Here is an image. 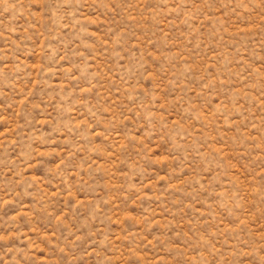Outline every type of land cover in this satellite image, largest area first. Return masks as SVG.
I'll list each match as a JSON object with an SVG mask.
<instances>
[{"label":"rangeland","instance_id":"rangeland-1","mask_svg":"<svg viewBox=\"0 0 264 264\" xmlns=\"http://www.w3.org/2000/svg\"><path fill=\"white\" fill-rule=\"evenodd\" d=\"M0 264H264V0H0Z\"/></svg>","mask_w":264,"mask_h":264}]
</instances>
